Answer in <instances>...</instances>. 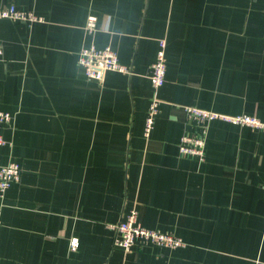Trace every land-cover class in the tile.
Listing matches in <instances>:
<instances>
[{"label": "crops", "instance_id": "1", "mask_svg": "<svg viewBox=\"0 0 264 264\" xmlns=\"http://www.w3.org/2000/svg\"><path fill=\"white\" fill-rule=\"evenodd\" d=\"M11 2L44 19L0 24V109L12 114L0 164L22 168L0 197V264H264V130L214 120L205 160L179 151L194 129L185 105L264 121V0L0 7ZM162 38L166 80L146 135ZM91 44H110L131 72L88 78L78 60ZM132 210L144 227L185 244L116 246L115 225Z\"/></svg>", "mask_w": 264, "mask_h": 264}, {"label": "built area", "instance_id": "2", "mask_svg": "<svg viewBox=\"0 0 264 264\" xmlns=\"http://www.w3.org/2000/svg\"><path fill=\"white\" fill-rule=\"evenodd\" d=\"M2 19H12L30 24L35 21H42L44 18L34 11L22 9L11 2L0 7V24ZM85 29L93 33L97 30V16L89 14ZM167 42L164 38L159 40V48L156 59L151 64L149 78L152 86V95L148 109V116L145 123V134L150 135L155 117L160 110L161 98L159 90L166 80ZM4 54L3 43L0 36V58ZM79 64L83 67L85 74L90 79L102 81L106 72L116 71L130 73L131 66L120 61L117 51L110 45L97 46L91 44L83 46L79 51ZM186 119L194 126L191 133H185L179 142L181 154L196 157L198 160H205L207 145L208 124L214 120H222L229 123L247 125L255 129L264 130V121L255 115L246 113L229 114L217 112L195 105H185ZM12 114L7 110L0 109V145H7L8 141L3 136L1 129L11 124ZM22 168L19 162L11 160L6 164H0V197L3 198L6 190L13 183L21 179ZM2 223V208L0 207V225ZM116 235L114 244L125 250L132 248L138 241L143 244H156L170 248L181 247L185 244L183 239L171 232L147 228L138 222L136 210H132L125 218L115 225ZM79 239L74 237L70 240L72 250L78 248Z\"/></svg>", "mask_w": 264, "mask_h": 264}]
</instances>
